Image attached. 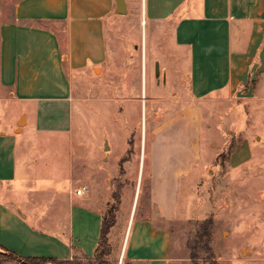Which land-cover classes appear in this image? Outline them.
<instances>
[{
  "label": "crops",
  "instance_id": "crops-1",
  "mask_svg": "<svg viewBox=\"0 0 264 264\" xmlns=\"http://www.w3.org/2000/svg\"><path fill=\"white\" fill-rule=\"evenodd\" d=\"M126 2L128 13L119 15L117 0H0L1 253L44 264L96 253L122 155L109 164L107 143H96L102 157L88 156L85 134L96 130L71 122L74 81H134L128 64L143 61L137 81H164L179 97L175 109L165 97L143 126L138 185L129 207L132 182L123 186L109 233L121 262L187 264L176 261L175 230L201 207L214 213V181H229V170L263 154L264 0ZM147 54L157 55L154 79ZM68 140L80 171L66 157Z\"/></svg>",
  "mask_w": 264,
  "mask_h": 264
},
{
  "label": "rangeland",
  "instance_id": "rangeland-1",
  "mask_svg": "<svg viewBox=\"0 0 264 264\" xmlns=\"http://www.w3.org/2000/svg\"><path fill=\"white\" fill-rule=\"evenodd\" d=\"M139 34L141 38V25ZM117 39L124 38L120 36ZM125 41L130 44L128 40L125 39ZM139 44L143 46L141 40ZM132 50L135 52L136 49ZM132 57L140 59L142 55L132 54ZM155 58H157L156 54H147V76L152 79L156 76ZM136 62L128 64V69L134 71V81H74L73 97H71L75 113L71 117L73 125L90 126L96 130V132L89 130L85 134L86 144L90 149L88 155L90 159L96 161L102 157V153L95 146L96 143H100L103 148L107 143L105 149L107 152L104 154L108 155L109 164L114 163L116 157L122 155L112 183L113 191L120 190V193H123V186L132 182L130 202L126 205L128 207L131 205V199L138 185L143 126L147 125L148 130L153 123V119L149 117V111L163 110L165 97L171 99L166 104L168 109L178 107L179 101V97L172 94V87L164 86V81H137V77H142V73L144 74V68L143 61H139V64ZM125 74L126 71L123 70L119 76H125ZM161 77L158 75L159 79H162ZM145 106H147V116ZM62 113L65 114L66 111ZM60 120L62 123L66 122L64 115L57 119L58 122ZM237 140H239L237 136L230 138L229 147L223 154V164ZM73 154L72 143L68 140L66 157L71 163L75 158L77 172L82 168L78 165L77 155L73 156ZM110 167L107 165V170H110ZM145 169L146 166L145 177L143 175L139 186L138 204L140 205L148 197ZM226 170L224 167V173ZM229 172V181L218 178L210 189L215 202L214 213H207L204 211L206 208L201 207L195 215L197 219L182 223L181 230H175L174 248L177 262L185 258L187 264H264V151L263 154L256 155L248 166L236 172L233 170ZM237 178L241 181L238 182ZM205 185V181L199 184L198 190L202 197L208 195ZM120 216L121 221L127 216L124 209L121 210ZM209 218L212 219L213 224L207 236L204 234L202 223ZM118 236L117 232L113 235L116 239ZM207 240L211 250L204 248ZM112 250L111 259L117 261V264H131L124 260L121 262L119 248L115 252L112 246ZM193 256L196 257L193 258ZM0 264H38V262H25L11 254L0 252Z\"/></svg>",
  "mask_w": 264,
  "mask_h": 264
},
{
  "label": "trees",
  "instance_id": "trees-1",
  "mask_svg": "<svg viewBox=\"0 0 264 264\" xmlns=\"http://www.w3.org/2000/svg\"><path fill=\"white\" fill-rule=\"evenodd\" d=\"M113 199H114V202L108 208L107 214L103 220L99 245H98V248L96 250L94 257L93 258L75 257L69 260H53L51 261V263L53 264H117V261H115L114 259H111L113 250L109 242L108 235L111 229L117 223V211L121 204L120 190L114 191ZM212 224H213V221L211 218L206 219L205 222L202 223V226L204 227L205 235L207 236L209 235V228L212 226ZM208 243L209 241L207 240V242L204 244V248L206 250H211ZM195 257L196 256H193V258ZM44 263H38V264H44Z\"/></svg>",
  "mask_w": 264,
  "mask_h": 264
},
{
  "label": "water",
  "instance_id": "water-1",
  "mask_svg": "<svg viewBox=\"0 0 264 264\" xmlns=\"http://www.w3.org/2000/svg\"><path fill=\"white\" fill-rule=\"evenodd\" d=\"M116 13L119 15H125L128 13L126 0H117Z\"/></svg>",
  "mask_w": 264,
  "mask_h": 264
},
{
  "label": "built area",
  "instance_id": "built-area-1",
  "mask_svg": "<svg viewBox=\"0 0 264 264\" xmlns=\"http://www.w3.org/2000/svg\"><path fill=\"white\" fill-rule=\"evenodd\" d=\"M84 191H85V187H82V188L77 190V194L82 195L84 193Z\"/></svg>",
  "mask_w": 264,
  "mask_h": 264
},
{
  "label": "bare ground",
  "instance_id": "bare-ground-1",
  "mask_svg": "<svg viewBox=\"0 0 264 264\" xmlns=\"http://www.w3.org/2000/svg\"><path fill=\"white\" fill-rule=\"evenodd\" d=\"M144 85V84H143ZM142 137H143V135H142ZM142 141H143V138H142Z\"/></svg>",
  "mask_w": 264,
  "mask_h": 264
}]
</instances>
